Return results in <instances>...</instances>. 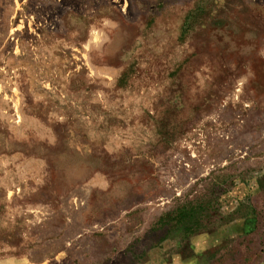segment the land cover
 Segmentation results:
<instances>
[{
	"label": "rangeland",
	"instance_id": "374dc122",
	"mask_svg": "<svg viewBox=\"0 0 264 264\" xmlns=\"http://www.w3.org/2000/svg\"><path fill=\"white\" fill-rule=\"evenodd\" d=\"M0 264H264V0H0Z\"/></svg>",
	"mask_w": 264,
	"mask_h": 264
},
{
	"label": "trees",
	"instance_id": "16d2710c",
	"mask_svg": "<svg viewBox=\"0 0 264 264\" xmlns=\"http://www.w3.org/2000/svg\"><path fill=\"white\" fill-rule=\"evenodd\" d=\"M179 214H181L183 216L182 221H181V218L179 219V222L181 221V223H180L181 226H186V224H185L186 221H184V220H186L187 218L191 220V217L193 216L192 211L188 212L186 208L182 209ZM178 216H180V215H178ZM160 220H162V219H160ZM190 220H189V222H190Z\"/></svg>",
	"mask_w": 264,
	"mask_h": 264
}]
</instances>
